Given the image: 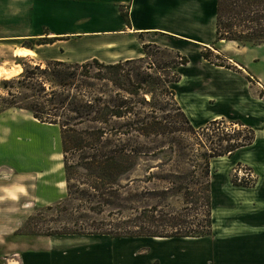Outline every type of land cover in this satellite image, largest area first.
I'll use <instances>...</instances> for the list:
<instances>
[{
    "label": "trees",
    "instance_id": "obj_1",
    "mask_svg": "<svg viewBox=\"0 0 264 264\" xmlns=\"http://www.w3.org/2000/svg\"><path fill=\"white\" fill-rule=\"evenodd\" d=\"M121 14L128 22L127 12L121 9ZM216 20V43L264 44V0H217ZM52 41L39 38L36 45ZM22 47L33 50L29 42ZM142 50V57L115 64L96 59L33 64L27 57L32 65H25L21 57L23 71L0 81V112L23 110L57 126L63 157L65 197L45 207L52 214L45 221L57 227L45 222V232H39L31 216L24 226L32 229L17 234L212 235L210 161L250 147L255 131L241 120L225 118L193 126L172 88L188 58L154 44ZM212 54L207 49L202 57L224 67L212 61ZM243 180L232 177V184L255 186L256 180Z\"/></svg>",
    "mask_w": 264,
    "mask_h": 264
},
{
    "label": "crops",
    "instance_id": "obj_2",
    "mask_svg": "<svg viewBox=\"0 0 264 264\" xmlns=\"http://www.w3.org/2000/svg\"><path fill=\"white\" fill-rule=\"evenodd\" d=\"M121 9L127 12L128 22ZM216 10L217 0H0V40L3 27H22L26 32L19 38L52 39L45 44L52 49V60L73 63L96 59L115 64L141 57L145 44L168 48L189 60L180 67L181 78L173 88L178 105L193 126L233 114L247 115L262 124L264 94L260 97L257 93L264 91V67L260 69L264 44L216 43ZM21 49L31 52L29 55L35 52L24 47L17 51ZM207 49L238 71L205 60L202 52ZM255 132L250 147L259 146V160L241 162L256 171L258 181L252 188H236L225 171L214 173L216 178L223 174L225 180L217 183L219 199L211 194V236H14L15 222L0 225V264H264V133ZM8 141L5 149H0V208L16 205L9 197L10 168L15 161ZM39 158L43 167H38V174L44 176L45 151ZM215 185L211 182V189ZM11 219L0 214V222Z\"/></svg>",
    "mask_w": 264,
    "mask_h": 264
},
{
    "label": "rangeland",
    "instance_id": "obj_3",
    "mask_svg": "<svg viewBox=\"0 0 264 264\" xmlns=\"http://www.w3.org/2000/svg\"><path fill=\"white\" fill-rule=\"evenodd\" d=\"M23 31L25 30L22 27H19L17 30H10L3 27L1 37L2 39L0 40V81L15 77L23 71L22 66L18 64V62H20L19 58L21 57H26L23 61L25 65H32L29 61V58L33 59V64H43L48 60H52L54 57L51 48H45V45H36L35 37L19 38V36L24 33ZM28 42L34 46L33 49H35V52L28 56H17V48L22 47L24 43ZM212 53L213 54L211 58L213 62L222 63L225 65V68L238 71V68L234 64L226 61L216 52L213 51ZM258 67L260 68V66ZM262 67H264V65H262L260 69H263ZM14 69H18L15 74H13ZM246 79L250 83L253 82V80H251L249 77H246ZM257 94L262 97L264 91L258 90ZM0 95H2L1 84ZM225 119L228 121L241 120L245 124L251 126L254 131L258 130L264 133V123L261 124L260 120L250 118L247 115L242 116L233 114L229 117H225ZM226 125L230 127L229 124ZM8 140L11 141L9 142ZM7 141L12 144L10 149L12 150L11 153L13 160L15 161V163L13 162L12 167L10 168L13 175H11V195L9 197H16L13 200L16 205L11 204V206L0 208V214L4 215V217L9 215L12 217L11 221L5 220L4 222H0V225L7 227L17 222L13 234L14 236H20L21 234H17L20 229H22V231H28L32 229L31 225L27 226L25 224L24 226V223L31 216H33L35 220H37L35 222L39 225V232H45V222L50 224V221L45 220H49L50 216L52 215L51 212L45 210V207L54 206L60 202L65 197L66 191L65 183L63 181V157L61 151L59 128L57 126L48 125L37 121L27 111L8 109L6 111L0 112V149H5V146H7ZM259 145H261V142H259ZM42 150L45 151V171L44 176H39L40 174H38V167H43V165L39 162L41 160L39 156ZM258 150L259 146L254 144L252 147H248L246 151H243L242 149L238 150L232 157H219L223 159L219 160L218 158H215L210 161V181L212 184H216L215 188L211 189V194L213 192V197L216 200H218L220 197L216 192L219 189L217 187V183L218 181L221 182L225 180V176L223 174H218L220 177L216 178L214 175L216 171H225L228 175V180L231 185H233L232 177L234 180L235 178H242V180L244 179L243 181L245 182H254L256 180L257 183L258 175L256 171L241 161L244 159L248 162L253 160L258 161ZM237 159L239 161H235ZM232 160L235 162L231 163L230 161ZM211 164L215 169L211 167ZM246 167L252 168L253 171L251 172L246 170ZM28 172L31 173V176L26 174ZM246 177H248V179H246ZM145 186L150 185L145 184ZM233 186L236 188H243L240 186ZM20 188H23L24 192H20ZM41 188L44 189L43 192L40 191ZM15 217L17 218L16 221L14 220ZM47 227H57V224L52 223L47 225ZM53 237L70 239L71 237L78 236Z\"/></svg>",
    "mask_w": 264,
    "mask_h": 264
},
{
    "label": "bare ground",
    "instance_id": "obj_4",
    "mask_svg": "<svg viewBox=\"0 0 264 264\" xmlns=\"http://www.w3.org/2000/svg\"><path fill=\"white\" fill-rule=\"evenodd\" d=\"M23 52H28V53H31V52H29V51H27V50H25V49H21V50H18V51H16V55L17 56H24V55H22L21 53H23ZM15 76V75H14ZM211 167L212 168H214V166L211 164ZM215 169V168H214Z\"/></svg>",
    "mask_w": 264,
    "mask_h": 264
},
{
    "label": "clouds",
    "instance_id": "obj_5",
    "mask_svg": "<svg viewBox=\"0 0 264 264\" xmlns=\"http://www.w3.org/2000/svg\"><path fill=\"white\" fill-rule=\"evenodd\" d=\"M21 54H22V55H29L30 53H28V52H23V53H21ZM16 71H18V69H14V70H13V74H15ZM5 75H8V74H5ZM19 191H20V192H24V189H23V188H20ZM15 198H16V197L13 196V199H15Z\"/></svg>",
    "mask_w": 264,
    "mask_h": 264
}]
</instances>
